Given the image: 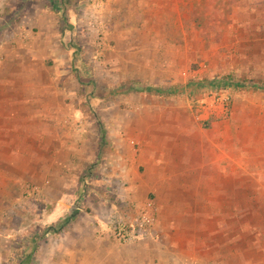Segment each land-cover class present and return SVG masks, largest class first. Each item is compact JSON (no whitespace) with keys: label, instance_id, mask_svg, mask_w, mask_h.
I'll return each mask as SVG.
<instances>
[{"label":"rangeland","instance_id":"obj_1","mask_svg":"<svg viewBox=\"0 0 264 264\" xmlns=\"http://www.w3.org/2000/svg\"><path fill=\"white\" fill-rule=\"evenodd\" d=\"M29 25L24 38L45 36L57 50L37 83L55 86L56 116L84 143L57 215L72 206L99 221L90 244L108 253L88 257L264 264V88L232 84L264 85V0H0V45ZM31 198L17 206L25 216L12 215L22 233L47 226L37 204L53 208ZM147 200L154 222L118 239ZM77 219L31 263L47 264L48 250L63 263ZM10 244L0 264L21 251Z\"/></svg>","mask_w":264,"mask_h":264},{"label":"crops","instance_id":"obj_2","mask_svg":"<svg viewBox=\"0 0 264 264\" xmlns=\"http://www.w3.org/2000/svg\"><path fill=\"white\" fill-rule=\"evenodd\" d=\"M37 8L40 23L44 6ZM29 29L30 25L20 29L15 36L7 38L0 45V253L4 251V244L7 242L20 246V252L16 253L15 248L13 253H9L14 264H24L23 254L29 252L28 248L34 243L38 245V258L40 243L46 242L45 239L53 234L43 237L42 241L39 236L50 226H54L52 223L60 216L57 213L62 206L61 197L73 191L67 176L72 171L79 172L86 160V156L82 154L84 143L82 144L81 136L64 129L63 126H68L67 119L56 116L53 102L55 86L37 83L41 77L48 76L45 58L57 56V50L54 49L56 44L45 36L24 38L29 36ZM24 80L28 81L23 82ZM27 183L38 185L41 189L39 201H50L53 208L44 209L46 204H37L41 207L37 209L40 213L38 218L47 226L45 229L38 227L33 232L22 233L23 228L18 227L19 224L13 225L16 220L12 215L19 211L21 217L25 216L24 210L17 209V206L33 199L29 195L24 196ZM55 201L59 204L57 208L53 204ZM68 208L69 212L59 217L62 219L61 223L66 221L63 229L71 221L79 219L66 233V237L69 235L67 249L63 253L66 260L61 264H114L116 258H112L109 263L110 260L104 262L102 256L101 259L88 257L108 253L104 247H92L90 244L95 231L99 230V221L82 216L79 209L72 215V206ZM47 252L51 259L47 264H60L54 261L49 250ZM62 252L63 250L55 254L61 256Z\"/></svg>","mask_w":264,"mask_h":264},{"label":"built area","instance_id":"obj_3","mask_svg":"<svg viewBox=\"0 0 264 264\" xmlns=\"http://www.w3.org/2000/svg\"><path fill=\"white\" fill-rule=\"evenodd\" d=\"M97 22V20H96ZM24 196H34L39 198L41 196V189L38 185L33 183L25 184ZM140 221L130 224L128 228L121 227L115 231V236L120 240H128L138 237L139 232L147 230V226L154 222L155 209L152 200H147L146 203L138 211Z\"/></svg>","mask_w":264,"mask_h":264},{"label":"trees","instance_id":"obj_4","mask_svg":"<svg viewBox=\"0 0 264 264\" xmlns=\"http://www.w3.org/2000/svg\"><path fill=\"white\" fill-rule=\"evenodd\" d=\"M232 82V78L231 77H227V81L226 80H222L221 82L223 83H229ZM232 84H235L237 87H257V88H264V85L262 83H253L252 81L249 80H240L237 82H233ZM66 221H64L63 223L59 224L58 226H50L48 229H46L39 237L43 238L49 234H53V233H58L60 230L63 229V227L65 226ZM37 257L36 254V244L34 243V247L33 250L29 251V252H25L23 254V258H25V262L24 264H32L31 262H33V260H35V258Z\"/></svg>","mask_w":264,"mask_h":264},{"label":"water","instance_id":"obj_5","mask_svg":"<svg viewBox=\"0 0 264 264\" xmlns=\"http://www.w3.org/2000/svg\"><path fill=\"white\" fill-rule=\"evenodd\" d=\"M78 208L77 207H72L71 208V214L73 215V212L76 211Z\"/></svg>","mask_w":264,"mask_h":264}]
</instances>
